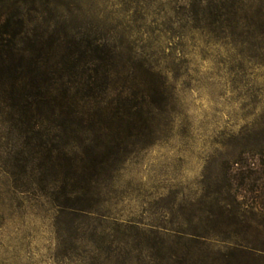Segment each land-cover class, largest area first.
Segmentation results:
<instances>
[{
	"label": "trees",
	"instance_id": "1",
	"mask_svg": "<svg viewBox=\"0 0 264 264\" xmlns=\"http://www.w3.org/2000/svg\"><path fill=\"white\" fill-rule=\"evenodd\" d=\"M27 1L0 0V230L15 201L31 196L76 224L67 232L75 250L80 221L107 219L97 198L110 193L130 155L169 129L171 92L159 70L110 33L68 39L56 18L45 19L48 3ZM193 16L201 29L255 41L252 53L263 52L264 0H197ZM218 145L207 164L220 168L203 171L204 193L181 234L223 235L231 257L264 263V122ZM124 229L125 238L126 230L146 234L137 222Z\"/></svg>",
	"mask_w": 264,
	"mask_h": 264
},
{
	"label": "rangeland",
	"instance_id": "2",
	"mask_svg": "<svg viewBox=\"0 0 264 264\" xmlns=\"http://www.w3.org/2000/svg\"><path fill=\"white\" fill-rule=\"evenodd\" d=\"M196 1L41 0L50 5L45 19L56 18L68 39L110 33L159 70L171 92V123L130 155L110 193L97 198L107 219L78 223L75 250L67 232L76 224L57 219L42 199L19 197L0 230V264H257L231 257L223 235L192 241L181 234L191 226L193 200L204 193L203 171L220 168L218 160L207 164L218 144L264 122V49L254 55L255 41L240 44L235 35L201 29L193 19ZM127 222L143 225L145 237L132 230L123 237Z\"/></svg>",
	"mask_w": 264,
	"mask_h": 264
}]
</instances>
